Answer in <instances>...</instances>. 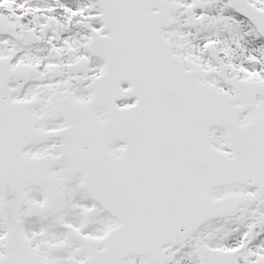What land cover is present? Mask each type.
Instances as JSON below:
<instances>
[{
    "label": "snow or ice",
    "instance_id": "6c2138e0",
    "mask_svg": "<svg viewBox=\"0 0 264 264\" xmlns=\"http://www.w3.org/2000/svg\"><path fill=\"white\" fill-rule=\"evenodd\" d=\"M0 264H264V0H0Z\"/></svg>",
    "mask_w": 264,
    "mask_h": 264
}]
</instances>
